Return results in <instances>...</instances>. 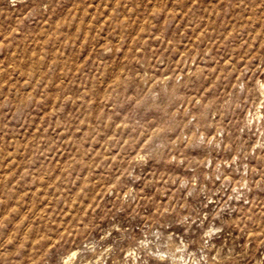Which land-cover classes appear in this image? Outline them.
<instances>
[{
  "label": "rangeland",
  "instance_id": "obj_1",
  "mask_svg": "<svg viewBox=\"0 0 264 264\" xmlns=\"http://www.w3.org/2000/svg\"><path fill=\"white\" fill-rule=\"evenodd\" d=\"M0 264H264V0H0Z\"/></svg>",
  "mask_w": 264,
  "mask_h": 264
}]
</instances>
